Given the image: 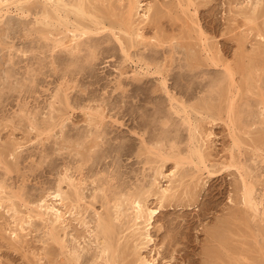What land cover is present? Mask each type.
Segmentation results:
<instances>
[{
  "label": "rangeland",
  "instance_id": "374dc122",
  "mask_svg": "<svg viewBox=\"0 0 264 264\" xmlns=\"http://www.w3.org/2000/svg\"><path fill=\"white\" fill-rule=\"evenodd\" d=\"M117 1L118 0H108L110 4L108 2H100L99 4H97V2L91 0V4L92 7H98L100 10H103V8H106L107 6L109 7V9H113V7L111 6L114 4V11L110 10V13L117 14L119 12V14L117 15H120V11L123 13L126 11V8L128 6L127 4L135 3L137 0H123V2L121 0L122 3L120 2V0L119 2ZM187 1H189L190 3ZM10 2L11 1H9L8 3L10 6H8L7 3L4 4L0 1V152L2 153H0V155L1 157H4L2 158V165L0 164V183L7 188L5 190L6 195L9 194L8 196L10 197L11 195L18 197L14 198V200L12 199V202L14 201L13 203L15 204V206H17V210L19 209L18 211L22 213V216L27 213L28 207L29 209L33 208L32 205H36V203L42 199V195L43 197L47 196L48 190L49 193L50 191H54L55 189L53 188L56 187L54 186L55 183H57V180L65 173H67V176H71L73 179H75L76 183L79 182L78 184H80V181L81 183L84 182L83 184H80V187L83 189L82 192L84 197H86V199L88 200H90L89 198L95 194V190H92L94 188H101L102 190L105 189L107 192L104 190L103 194H106L107 197L110 196L112 198V193H118L120 190H122L123 193H128L129 191H137V189L141 188V186L146 187L153 177L152 168H155V165L157 167V165L159 166L161 164L159 163V160L157 158H154L153 155H148L147 153L142 152L144 150L142 147L140 149V146H143L141 145V141L143 140H146L148 142L149 139L150 142L155 143L157 141H162V139H165L163 140L164 142L162 144L164 145L166 143L165 146L167 145V140H174L176 144L175 147L178 148H175L176 153L175 150H173L174 153L170 151L171 156H175V154L178 153L183 154L185 153V151H187V126L181 125L180 118L175 116L172 110H169L170 105L168 104L167 99L163 95L162 91L159 89L160 77H158L157 75H149V77L146 76L142 79V82L139 83L140 85L136 83L133 84V82H131V78L133 77V74H135L134 71L139 73H142V71L139 68L138 69L140 71L137 70V67L132 64L123 63L124 58L119 51V47H117V44L114 43L110 33H107L109 30L101 34L103 36L99 35L90 37L89 40L92 41L91 45L93 46V48L96 46L98 49H96L97 56L95 57L94 61L89 60L90 62H92V64H87L89 62H86L87 59L83 60L85 57L88 58L87 55H89V50L87 51L88 53L86 55V49L83 50L84 47H82V50L85 52L81 53L82 55L80 53V55L76 54L79 57L81 56L80 58L77 57V59H80V61H76L81 62L78 64L76 63V61H74L76 58L74 57L75 55L68 56V54H65L66 52H61L60 50H55V52L51 54L49 50L52 47V43H49V41H43L34 33L35 30L39 28L35 23L36 16L34 15L35 12H38V2H35L37 5L35 3H32V5H34L33 7H31V5L30 8L29 6H27V8L31 11L30 13H26L23 16L21 12L17 10L18 8L11 5ZM137 2L141 3V7L137 11L135 18L133 16L134 21L136 19V21H140V17L143 14L142 10L147 8V6H150L152 7L151 9H153V12L151 11L152 17L162 11L160 15H158V18L160 17V19H158L160 23V29L158 28V25L156 26L157 23L153 25L156 26L158 30H161L158 32L162 39L165 37L164 40H168V44L166 43L164 45V48H159L160 50L158 48L151 49L149 47L150 49H146V51L148 50V52H145V49L139 47V50H137V52L138 54L139 52L151 53L149 50H153L152 52L156 50V57L154 53L150 54L154 55L153 59L156 58V61L152 59L153 61L151 62L155 61L154 63H156L157 66H160L164 63L163 65L166 66V69L163 73L164 75L167 74V86L169 85V92L170 94H172V96H174V99L179 102L186 103V105L191 108L194 105L193 107L196 109L201 105L203 101L207 102L208 105H212L213 108L218 106L220 94L218 93V89L220 86L221 88L223 87L222 85L219 86L218 84H216V81L221 80L222 77L224 78V76L222 75H224L225 68L229 69L230 67V70H233L232 73L234 72L233 80H235V83L232 87V93H234L235 95L237 94L235 98V105L237 106V108L239 107L236 111V113L238 114L237 121L238 119H240V124L242 122H244V124H247L246 128H243V126L241 125H238L237 127L230 126L227 121L226 115L224 114L225 112H222L225 110L224 102L222 104H219V106L221 105L219 109L221 110V112L215 111L217 113L219 112V115L215 112L213 114L215 122H212L209 118L201 117L196 113L194 114L193 112H191V110H189V113L191 114V121H193L194 123L196 121V125L198 126V133L196 134V136H199V138H202V140H204L203 149L206 154V166L208 169L207 171L203 170L199 173L195 170L194 167H192V165H184L182 169L180 168L181 171H178V173H180L178 174V176H176L174 181L176 179H179L177 177H180V174L185 173L186 174L184 176L186 177V180L184 179V181H182V186H179L178 182L173 184V186L178 185L179 187L176 190L173 199L170 200V203L162 204L164 206L162 209L159 208L157 197H150L146 200L147 207H149L150 209L158 208L159 213L156 215L152 228L150 229V237L152 239V242L147 244V246H145L140 253L146 259H155L156 264L213 263L212 261H210L211 257L208 254L209 251L212 250L210 246H212L213 243V248L217 246L214 241L215 239L213 238V233H215V231H217L218 229L220 230V228L224 226L223 224L226 223V221H229V223L231 221V224H233H230V226L233 227V225H236V227L234 228L240 230L239 234L238 230H234L235 232H232V246L236 249L240 248V252L234 248V250H236L238 254L237 256L236 254L231 255L232 253H230L229 250H232L233 247H231L230 244V246H227L228 248L226 247V249H224L228 253H226L224 250L220 252L222 258L225 259L223 260V262H227L229 259L233 260V264H237L234 259L238 261V264H250V262L257 263L259 261H262L261 259H264V246L261 245V243L264 245V216H262V210H264V201L261 202L264 197V163L262 162L264 158V126L263 124L259 125V122H261L259 120L264 118V113L261 115V110H259L260 107L258 106L257 101H259V94L264 95V0H138ZM254 7L256 17L254 16L253 18L250 15L252 13L251 11L253 10L252 8ZM104 11L106 10L104 9ZM111 22L112 21L108 20V18H105L102 23L105 24L106 27H109V23ZM84 23L85 25L87 24V26H91L87 21H83V24ZM8 25L11 28L8 27ZM153 25L149 24L145 27L144 34L146 38L153 36V29L154 32L156 31V28ZM199 31L201 32V34ZM115 33H118V31ZM199 35H201L202 37ZM185 36L187 39H185ZM198 36L199 38L201 37L202 40L204 39V42H199ZM190 37H192V39ZM169 40H171L172 43ZM110 41L113 45L110 43ZM204 43L206 45V49H212L213 52H209L210 55L207 54V50L206 52L201 51L200 47L204 45ZM100 44L101 46H99ZM167 45L169 46L167 47ZM180 46H182L183 49ZM188 46L191 47L195 52H198L196 53L199 55L196 56L199 59V62L202 61L200 63L198 62V65L200 66L199 68H197V70H191L186 66L189 65V62L185 61V49H188ZM214 49H216L217 53L214 51ZM131 52L134 53V51ZM82 56L85 57L82 59ZM207 56L210 57L206 58ZM211 56H213V58H215V60L217 61L219 66H217L218 68L215 66L213 67L212 63H208ZM53 57H55V60L59 59L57 60L58 62H56ZM65 58L67 59V61H65ZM69 58L73 59L72 61H74L70 62L71 66L68 63L70 61L68 60ZM51 59H53L56 63H60L57 65L56 63H54L55 65H50L51 61H53ZM203 60H205L206 62ZM72 64H75V67L81 66V69H79L80 67H78L77 69L79 70V72H82L79 73L77 69H74V66H72ZM248 65L252 70L248 69ZM53 66H55V69ZM167 68L169 69V71H167ZM166 71L168 73H165ZM248 71L249 73L252 72L253 74V80L250 86H252L254 83V87L252 86L250 89L252 91V93L250 92V95L245 90L248 89L245 86ZM179 77L181 78V80ZM215 84L218 86H216ZM237 87L239 88V90L237 89ZM142 91L144 92V94ZM236 91L237 93H235ZM152 92H154V94ZM57 93L59 94V96ZM240 94L241 96H239ZM54 95L56 97L58 96V99L67 96L70 100L69 103L71 102L70 107L74 109L68 110L69 119L64 122L65 126L62 128V130L65 132L64 133L62 131L65 136L68 134L67 137H69L70 135L73 141L76 139L77 135L89 136L93 130L95 131V128L91 125H88V123L86 122L88 121V117L85 115L86 111H83L81 109L82 106L84 108L86 107L93 109L94 111L98 110L99 113L102 112V115H104L102 128H104V130L108 133L109 136L107 135L105 139L110 143H108V145L106 144L102 148L103 153H99L100 157L98 158L100 161L97 158V161L95 160L92 165L91 162H89L88 166L82 163L85 167H82V171H79L78 169L79 166H82V164L81 162H78L80 161V158L74 155V150H72L73 144H66L68 146H71V148L66 149L65 147L68 146H63L64 148L61 149V146L65 143L61 138L64 136V134L58 132L60 131V128L55 129V132L52 133L54 136H52L51 139L46 142L42 141V143L36 140L35 132H32L29 129L30 127L28 120L31 121L32 119H34L36 122V119L38 118V122L40 121L41 123L42 121H44L45 117L46 119L48 118L47 116H49L50 112L49 105H51V103L53 102H57V100L54 99ZM173 105L174 107L177 106L175 103H173ZM56 107L58 109L59 105L56 104L55 109ZM200 107L198 109H201L202 113L205 112ZM93 110L91 111L94 112ZM246 112L249 114H246ZM162 113L163 115H161ZM170 113H172V115ZM37 114H39L38 117ZM165 119H170V123L165 125L166 127L162 124L166 121ZM249 122L252 124H250ZM162 126H164V128ZM148 127L150 129H148ZM238 127L240 129H243L240 130L238 129ZM165 131V135L168 134L169 131V134L166 136H164L163 133ZM249 132H253L254 134H250ZM167 136L168 138L170 136V138L166 139L165 137ZM115 137L116 139L113 140V138ZM235 138H241L240 141L242 140V145L239 147V150H241V155L233 144V140ZM259 139L261 142L259 141ZM106 140H104V142H106ZM257 140L261 144L263 142L262 145L260 144V148L262 149V151L260 152L254 150L255 144L256 142H258ZM120 144H127V146H130V150L133 151L130 152L132 154H128L124 157L119 156V154H117L116 152L118 149L117 147L120 146ZM109 146H111L110 148L112 149V151ZM167 147L169 146L167 145L166 148ZM140 152H142L143 156H140ZM3 159L6 162L5 164L3 162ZM117 160L119 163L117 162ZM173 163V160H170L169 162L164 164L165 166H163L162 169V174H165L164 176H168L171 171L174 170ZM236 163L239 164L240 167L242 165L244 169H242V171H239L233 166L228 167L230 165L239 166ZM6 165L8 170L6 168ZM104 168L106 170H104ZM66 169H68L67 172ZM192 176H194V178L191 180ZM243 178H246V181H248L247 183H251L252 185H254L253 195L255 198V202L257 200V203H260L258 207L259 211L256 213V216H254V214L242 204L241 189L243 183L241 179L243 180ZM94 180H100V182L92 183L91 181ZM158 182L160 183L159 187L161 188H165V186L168 185V180L166 181V179H163L162 177L159 178ZM64 186L65 185H62L63 190L67 191ZM181 189L183 190V192H181ZM110 197L108 199H111ZM24 201L31 205L28 206L27 204V206H24V203H22ZM9 205L10 203L8 204V202L5 203L4 201L2 203V206H0V264H61V260L66 263L65 259L68 257V251L70 252L74 247L76 249L78 246L76 245L77 242V244H79L78 249L81 248L79 252L83 249L82 247L87 248L86 250L89 249V251H86L87 253L85 252L84 254H82L85 257H83L84 259H82V261L84 262L86 259L87 263H84L90 264L92 260L91 255L94 256L97 251V247H95L96 245L95 243H93L94 238H92L94 228H92L93 224L91 223L93 222L91 221L93 218V212L91 211H93V209H87L88 213H83V209L87 206L82 205L83 207H85L80 209L83 210L80 211V213H82L83 216L87 217L86 218L82 216L83 218H85V221L89 220V223L87 222L88 228H85L84 226H80L78 224L77 219H79L80 217L78 218L77 216L72 218L70 217L71 219L68 218V220L70 221L68 222L69 225L66 233L69 235L65 238L64 235L67 234H61V239H63L62 237H64L65 239H63L62 242L64 243V241L67 240V242L63 244V248L65 249H63V251L64 253L66 252L64 254L58 245L49 242L50 240L47 238V236H45V231H43V226L38 222L36 223V221L31 226H26V230L19 234V230L16 229L15 223H13V221L11 220L13 213L9 211ZM94 209L98 213L102 212L100 204H94ZM246 209L248 211H246ZM77 211L79 212V210ZM236 211L238 213H236ZM241 212L246 213L244 214V216H246L245 218L247 219L249 225L248 230L245 229V226H243L242 222L238 220V223H236L237 220H234V218L238 219L236 216L237 214L241 215ZM67 215L68 214H66V217H68ZM91 216L92 218H90ZM253 216L254 218H252ZM230 218L231 220H228ZM232 220H234L235 222H232ZM14 231H16V233L20 235V241H15L16 243H14V240L12 241L13 235L11 236V233ZM208 231L211 233H209ZM89 233L92 234V237ZM126 234L127 233H125V235ZM242 234H244L243 236L245 237H243ZM70 235H73L72 238L79 235V238L77 237L78 240L74 238L76 239V241L74 240L73 242V239L70 237ZM70 240H72V242ZM90 241L92 243H90ZM71 243H74L76 246L73 247ZM121 243L126 244L124 241ZM248 243H250V245ZM249 246L255 247V254H253L252 252V254L250 252V254L247 253V248H249ZM256 246L261 251H257ZM66 247L69 248L68 251H66ZM229 247L231 248L229 249ZM43 248H47V250H44ZM60 250L62 254L60 253ZM45 252L47 253V255ZM223 252L225 253L224 255L222 254ZM231 252H233V250ZM63 254L64 256L66 255L65 258ZM227 256L229 258L228 260L226 259ZM131 259L123 262L122 264H132L133 258ZM245 259H249L250 261H247ZM83 262L82 264H84ZM263 263L264 262L262 261V264Z\"/></svg>",
  "mask_w": 264,
  "mask_h": 264
},
{
  "label": "bare ground",
  "instance_id": "6f19581e",
  "mask_svg": "<svg viewBox=\"0 0 264 264\" xmlns=\"http://www.w3.org/2000/svg\"><path fill=\"white\" fill-rule=\"evenodd\" d=\"M1 3H7L8 6H10L8 3L9 1L11 5H13L14 7L18 8L17 10L21 12L22 16L25 15L26 13H30V9L27 8V6H29L30 8V5L31 7H33L34 5H32V3H39V5L37 6V10L38 12H35V16H36V19H35V23L36 25L39 27L35 30V34L40 38L42 39L43 41H49V43L51 42L52 43V47L50 48V53L53 54V52H55V50H60L61 52H66L65 54H68L73 56L75 55L74 57L75 60H78L80 61V59H77V57H79L78 55H80L81 53H84L85 51H83L84 49H86V55L87 53L89 52V55L88 58L85 57V56H82V59L86 60V62H88L89 60H93L95 59V57L97 56L96 54V49L97 47L95 46L93 48V46L91 45V40L90 37H95V36H99L101 34H103L105 31H108L107 33H110L113 41L115 44H117V47H119V51L121 53V55L123 56V63H129V64H132L134 65L135 67H137V70H141L142 73H139V72H135V74H133V77L131 78V82L136 83V84H139L142 82V79L146 76L149 77V75H157L158 77H160V81H159V86H160V90L162 91L163 95L165 96V98L167 99V102L168 104L170 105V111L172 110L173 114L177 117L180 118V122H181V125H185L187 126V146H186V149L187 151H185V153L183 154H175V156H171L170 155V151H172L174 153L173 150H175V141H171L172 139H169L168 136L165 137L166 139H169L167 140V145L169 147L166 148L165 144H163V140L165 139H162V141H157L155 143H152L150 142V140L148 139V142L146 140H143L141 141L143 146H140V149L141 147L143 148L144 151L142 152H145L147 153L148 155H153L154 158L158 159L159 160V163L161 165H155V168H152V171H153V177H152V180L150 181V183L146 186V187H143L141 186V188L137 189V191H129L128 193H123L122 190H120L118 193H112V198L111 199H108L109 197H107L106 194H103V191L105 190H102L101 188H94L92 190H95V194L93 196H89L90 200L86 199V197H84L83 195V192H82V188L80 187V184H83L84 182L81 183L80 181V184L76 183L75 179H73L71 176H67V173L63 174L62 177H60L58 180H57V183H55L54 186H56L54 191H50L49 193V190H48V193H47V196H44L42 195V199L41 200H37L36 202V205L33 204V208L29 209V207L27 208V213L24 214L22 216V213L19 212L17 210V206H15V204L12 202V199L14 200V198H18V197H15V196H8L5 194V190L7 189L3 184L0 183V206H2V203L5 201L8 202V204L10 203L9 205V211L13 213L12 215V221L13 223H15V227L16 229H18V233L21 234L24 230H26V226H31L35 221L36 223H40L43 227V231H45L44 235L47 236V238L50 240L49 242L51 243H54L56 245L59 246V248H61L62 252L64 253L63 251V244H65L66 241H64V243L62 242L64 237H62L63 239H61V234H65L66 231L68 230V222L70 220H68V218H72V217H77L79 219L78 220V224L80 226H84L85 228L88 226L87 222L89 221H85V218L83 217H86V216H83L82 213H80V211H83V213H88V210L87 209H93V212L92 216L90 218H92L91 222L92 224V228H94L93 230V237H92V234L91 237L94 238V242L95 243V247H97V251H96V254L92 256V260L90 262V264H122L123 262L127 261V260H130L131 258H133V261H132V264H156V260L155 259H146L145 257H143L141 255V250L144 249L145 246H147V244L151 243L152 242V239L150 237V229L152 228V225L154 223V219L156 218V215L159 213L158 212V208L157 209H150L149 207H147V203H146V200L150 197H157V201L159 203V208L162 209L164 206L162 204L164 203H170V200L173 199L174 197V194L176 193V190L178 189L179 186H182V181H184V179L186 178L184 175L186 174H180V177H177L179 178L177 181L174 179L176 178V176H178V171L180 170V168L182 169V167L184 165H192V167L195 168V170L197 172H202L203 170L207 171V166H206V154L204 152V140H202V138H199V136L197 137L196 134L198 133L197 132V125H196V121L195 123L193 121H191L190 119V116L191 114L189 113L191 110V112H193L194 114H198L199 116L201 117H205V118H209L211 119L212 122H215V119L213 117V114L215 111H220V106L219 104H222L224 102V105H225V110L222 111V112H225L224 114L226 115V118H227V121L228 123L230 124V126L232 127H237L238 125H241L243 126V128H246V125L247 124H244V122H242L240 124V119H238L237 121V106L235 105V98H236V95L234 93H232V87L234 85V81L233 80V73L232 71L230 70L231 68L229 67L228 68H225V72H224V78L222 77L221 80H218L214 83L218 84L219 86L222 85L223 88H221V86L219 87V104L218 106L214 107L212 105H208L207 102H202L200 106V108H202L205 112L202 113L201 109H196L192 106L189 107L186 105V103H182V102H179L177 101L176 99H174V96H172V94H170V90H169V85L167 86V74L164 75V71L166 69V66L161 64L160 66H157L156 63H154L156 61V58H154V55L156 57L157 55V52H155L156 50H154V52H152L153 50H149L151 53H154V55H150L151 53H145V52H148V50L146 51V49H156V48H164L165 44L167 43L168 44V40H164L165 37L162 39V37L160 36L159 32L158 31H161V30H158L157 29V25L159 26L160 23L158 21V19H160V17L158 18V15H160V13L156 14L154 17H152L151 13L153 12L151 9L152 7H148L145 8L144 10H142L143 14L142 16L140 17V21H134L133 19V16L135 18L136 14H137V11L140 9V4L139 2H135V3H132V4H127V8H126V11L123 13L120 11V15H117L119 14V12L117 14H112L110 13V10L111 11H114V8L115 6H111L113 7V9H109V7L107 6L106 8H103V10H100L97 6V8H94V6L92 7V4H91V0H0ZM94 2H97V4H99L100 2H108V0H93ZM112 1V0H110ZM93 2V3H94ZM114 2V1H113ZM119 2V0L117 1ZM121 2V0H120ZM123 2V0H122ZM121 2V3H122ZM133 2V1H132ZM189 2V1H187ZM35 3V4H36ZM101 3V4H103ZM110 4V2H108ZM127 3V2H126ZM129 3V2H128ZM190 3V2H189ZM125 4V3H124ZM37 5V4H36ZM119 5V4H118ZM257 5V4H256ZM255 5V6H256ZM260 5V4H259ZM110 6V5H109ZM119 7V6H118ZM251 7V6H250ZM104 9L106 11H104ZM253 10L251 11V17L254 18L255 16V7L252 8ZM36 10V9H35ZM36 10V11H37ZM120 10V9H119ZM125 10V9H124ZM33 11V10H32ZM104 11V12H103ZM152 11V12H151ZM116 12V11H115ZM246 12V11H245ZM122 13V14H121ZM261 13V12H260ZM32 14V13H31ZM6 15V14H5ZM245 15V14H244ZM73 18H72V17ZM256 17V16H255ZM105 18H108V20L112 21L111 23H109V27H106L105 24H103L102 22L105 20ZM117 18V19H116ZM139 19V18H138ZM249 19V18H248ZM252 20V19H250ZM249 20V21H250ZM83 21H87L91 26H87V24L85 25V23L83 24ZM158 21V22H157ZM248 21V20H247ZM155 22V23H153ZM6 23V22H5ZM157 23V24H156ZM159 23V24H158ZM155 25L154 26L156 28V31L154 32V29H153V36L152 37H149V38H146L145 34H144V30H145V27L147 25ZM7 26V25H6ZM22 26V25H21ZM8 27H10L8 25ZM152 27V26H151ZM11 28V27H10ZM153 28V27H152ZM160 29V26L158 27ZM150 29V28H148ZM6 30V29H5ZM31 30V29H30ZM116 30V31H115ZM12 31V30H11ZM24 31V30H23ZM118 33H115L117 32ZM163 31V30H162ZM9 32V31H8ZM148 32V31H147ZM158 32V33H157ZM200 32V31H199ZM198 32V33H199ZM8 34V33H7ZM162 34V33H161ZM166 34V32H165ZM189 34V33H188ZM187 34V36H188ZM201 34V32H200ZM17 35V34H16ZM261 35V34H260ZM103 36V35H101ZM201 36V35H199ZM198 36V40L199 42H204V39L202 40V36L199 38ZM36 37V36H35ZM126 37V38H125ZM7 38V37H6ZM37 38V37H36ZM192 39V37H190ZM197 38V37H196ZM264 38V37H263ZM8 39V38H7ZM92 39V38H91ZM96 39V38H95ZM101 39V38H100ZM172 39V38H171ZM175 39V38H174ZM185 39L186 36H185ZM262 39V38H261ZM94 40V39H93ZM99 40V39H98ZM104 40V39H103ZM111 40V39H110ZM181 40V39H180ZM196 40V39H195ZM197 40V41H198ZM11 41V40H10ZM40 41V40H39ZM107 41V40H106ZM171 41V40H169ZM194 41V40H193ZM31 42V41H30ZM101 42V41H100ZM182 42V41H181ZM97 43V42H95ZM99 43V41H98ZM111 43V41H110ZM172 43V41H171ZM206 43V42H205ZM202 45L200 47L201 51H204L206 52V50L208 51L207 54L212 53V49L209 48V49H206V45ZM0 44H1V40H0ZM7 44V43H5ZM13 44V43H12ZM39 44V43H38ZM106 44V43H105ZM104 44V45H105ZM112 44V43H111ZM177 44V43H176ZM175 44V45H176ZM202 44V43H201ZM113 45V44H112ZM171 45V44H169ZM167 45V47L169 46ZM179 45V44H178ZM186 45V44H184ZM101 46V44L99 45ZM98 46V47H99ZM48 47V46H47ZM82 47L83 50H82ZM86 47V48H85ZM113 47V46H112ZM139 47H142L143 49H145L143 53H140L138 54L137 50H139ZM148 47V48H147ZM150 47V48H149ZM179 47V46H178ZM182 48V46H180ZM185 47V46H184ZM37 48V47H36ZM208 48V46H207ZM114 49V48H113ZM116 49V48H115ZM169 49V48H168ZM178 49V48H177ZM183 49V48H182ZM199 49V50H200ZM11 50V49H10ZM22 50V49H21ZM34 50V48H33ZM42 50V49H40ZM82 50V52H81ZM89 50V51H88ZM98 50V49H97ZM117 50V49H116ZM160 50V49H159ZM186 50V54H185V61L189 62L188 64L189 65H186L187 68L191 69V70H197V68H199L200 65H198L200 62H199V59L197 58V56L199 54H197L191 47L188 46V49H185ZM258 50V49H257ZM17 51V50H16ZM45 51V50H44ZM88 51V52H87ZM105 51V50H104ZM107 51V50H106ZM111 51V49H110ZM131 51H134L131 52ZM214 51L216 52V49H214ZM19 52V51H18ZM35 52V50H34ZM100 52V51H99ZM160 52V51H159ZM25 53V52H24ZM24 53H21V54H24ZM80 53V54H79ZM156 53V54H155ZM217 53V52H216ZM11 54V53H10ZM37 54V53H36ZM78 54V55H76ZM159 54V53H158ZM206 54V53H205ZM215 54V53H214ZM82 55V54H81ZM104 55V54H103ZM197 55V56H196ZM201 55V54H200ZM210 55V54H209ZM218 55V54H217ZM247 55V54H246ZM65 56V55H64ZM183 56V55H182ZM251 56V55H250ZM36 57V56H35ZM60 57V56H59ZM62 57V55H61ZM60 57V58H61ZM72 57V58H74ZM81 57V56H80ZM79 57V58H80ZM102 57V56H101ZM160 57V56H159ZM210 56H207L206 58H208ZM12 58V57H11ZM55 57H53L54 59ZM68 58V57H67ZM202 58V57H201ZM200 58V59H201ZM205 58V57H204ZM218 58V57H217ZM254 58V57H253ZM51 59V60H53ZM66 59V58H65ZM122 59V58H121ZM151 59V60H150ZM155 60L154 62H151L153 60ZM55 60V59H54ZM51 61V64L50 65H55L54 63L58 62L57 60L55 61ZM70 60L68 63L70 64V62H74L72 61L73 59H68ZM162 60V59H161ZM47 61V60H46ZM50 61V60H49ZM67 61V59L65 60ZM82 61V60H81ZM89 61V62H90ZM167 61V60H166ZM205 61V60H203ZM219 61V59H218ZM87 63V64H92V62L90 63ZM199 62V63H198ZM206 62V61H205ZM208 62V60H207ZM8 63V62H7ZM37 63V62H36ZM45 63V62H44ZM50 63V62H49ZM60 63V62H59ZM59 63H56L59 64ZM64 63V61H63ZM76 63H81V62H77ZM85 63V62H84ZM166 63V62H165ZM208 63H212L213 67H217L218 66V63L217 61L215 60V58H213V56H211L210 60ZM207 63V64H208ZM11 64V63H10ZM68 64V65H69ZM169 64V63H168ZM167 64V65H168ZM39 65V64H38ZM65 65V64H64ZM75 64H72V66H74ZM83 65V63H82ZM85 65V64H84ZM171 65V64H170ZM211 65V66H212ZM11 66V65H10ZM34 66V65H33ZM71 66V64H70ZM76 66V65H75ZM74 66V69H77L78 67H80L79 69H81V66H78V67H75ZM185 66V67H186ZM253 66V65H252ZM54 69H55V66H53ZM210 67V66H209ZM219 67V66H218ZM217 67V68H218ZM223 67V66H222ZM241 67V66H240ZM244 67V66H243ZM242 67V68H243ZM251 67V66H250ZM28 68V67H27ZM139 68V69H138ZM169 68V66H168ZM167 68V71H169V69ZM171 68V67H170ZM180 68V66H179ZM185 68V69H187ZM221 68V67H220ZM1 69V68H0ZM33 69V68H32ZM247 69V68H246ZM248 69H251L249 68V65H248ZM256 69V68H255ZM17 70V69H16ZM44 70V69H43ZM84 70V68H83ZM136 70V68H135ZM139 70V71H140ZM245 70V69H244ZM252 70V69H251ZM77 71L79 72V70L77 69ZM165 72V73H168V72ZM240 71V70H239ZM32 72V71H31ZM34 72V71H33ZM82 72V71H81ZM79 72V73H81ZM184 72V71H183ZM206 72V71H205ZM254 72V71H253ZM257 72V71H256ZM49 73V72H48ZM90 73V72H89ZM41 74V73H40ZM76 74V73H75ZM74 74V75H75ZM186 74V73H185ZM242 74V73H241ZM11 75V74H10ZM15 75V74H14ZM51 75V74H50ZM54 75V74H53ZM77 75V74H76ZM193 75V74H192ZM252 72L249 73L248 71V74L246 76V84L245 86L248 88V89H245L246 92L249 93L250 95V92L252 93V91L250 90L252 86H250V84H252ZM18 76V75H17ZM27 76V75H26ZM35 76V75H34ZM182 76V75H181ZM180 76V77H181ZM8 77V76H7ZM179 77V78H180ZM194 77V76H193ZM207 77V76H206ZM211 77V76H210ZM242 77V76H241ZM9 78V77H8ZM13 78V76H12ZM15 78V77H14ZM27 78V77H26ZM182 78V77H181ZM180 78V80H181ZM209 78V77H208ZM20 79V78H19ZM185 79V78H184ZM220 79V78H219ZM17 80V78H16ZM210 80V79H209ZM217 80V79H216ZM244 81V79H243ZM25 82V81H24ZM130 82V81H129ZM17 84V83H16ZM211 84V83H210ZM215 84V85H216ZM256 84V83H255ZM30 85V84H29ZM140 85V84H139ZM212 85H213V82H212ZM211 85V86H212ZM214 85V86H215ZM216 85V86H218ZM243 85V84H242ZM5 86V85H4ZM8 86V85H7ZM24 86V85H22ZM121 86V85H120ZM136 86V85H134ZM209 86V87H211ZM237 86V85H236ZM26 87V85H25ZM213 87V86H212ZM235 87V86H234ZM245 87V88H246ZM254 87V86H253ZM262 87H263V84H262ZM125 88V87H124ZM218 88V87H216ZM4 89V88H3ZM208 89V88H207ZM211 89V88H210ZM213 89V88H212ZM237 89L239 90V88L237 87ZM253 89V88H252ZM31 90V89H30ZM123 90V89H122ZM134 90V89H133ZM149 90V89H148ZM181 90V89H180ZM217 90V89H215ZM243 90V89H242ZM244 90V91H245ZM261 90V89H260ZM4 91V90H3ZM35 91V90H34ZM138 91V89H137ZM214 91V90H212ZM36 92V91H35ZM135 92V91H134ZM143 92V91H142ZM155 92V91H154ZM154 92H152L154 94ZM66 93V92H65ZM237 93V91L235 92ZM240 93V92H239ZM246 93V94H248ZM259 93V92H258ZM261 93V92H260ZM58 94V93H57ZM144 94V92H143ZM63 95V94H62ZM66 95V94H65ZM138 95V94H137ZM189 95V94H188ZM55 96V95H54ZM59 96V94H58ZM58 96L54 97L55 100H57V102H53L51 103V105H49V116H47L48 118L46 119V117L44 118V121H42L40 123V121L38 122V118L36 119V122L34 119H32L31 121L28 120V123H29V129L32 131V132H35L36 134V140L40 141L42 143V141H48L49 139H51L52 136H54L52 133L55 132V129H59L60 128V131H58L59 133L61 132L62 134H64L65 132L62 130V128L65 126L64 125V122L66 120L69 119V113H68V110L72 109L74 110L73 108L70 107V103H69V99L68 97H64V98H61V99H58ZM128 96V95H127ZM241 96V94L239 95ZM259 101H257L258 103V106L261 108H259V110H261V115L264 113V95L263 94H259ZM144 97V96H143ZM150 97V96H149ZM254 97V96H253ZM70 98V97H69ZM124 98V97H123ZM242 98V97H241ZM71 99V98H70ZM201 99V98H200ZM124 100V99H123ZM242 100V99H241ZM99 101V100H98ZM97 101V102H98ZM102 101V100H101ZM161 101V100H160ZM212 101V100H211ZM88 102V101H87ZM243 102V101H242ZM241 102V103H242ZM81 103V102H80ZM78 103V104H80ZM84 103V102H83ZM173 103H175L177 106L174 107ZM248 103V102H247ZM58 104L59 105V108L55 109V105ZM106 104V103H105ZM246 104V103H245ZM199 105V104H198ZM114 106V105H113ZM130 106V104H129ZM212 106V107H211ZM239 106V104H238ZM47 107V106H46ZM116 107V106H115ZM125 107V106H124ZM255 107V106H254ZM257 107V106H256ZM112 108V107H111ZM114 108V107H113ZM145 108V107H144ZM217 110H216V109ZM242 108V107H241ZM240 108V109H241ZM44 109V108H43ZM76 109V108H75ZM83 111H86L85 115L88 117V121H86L88 123V125H91L92 127L95 128V131L93 130L89 136H84V135H77L76 139L73 141L68 134L62 138V140L64 141L65 144H63L61 146V149L64 148L65 146H68L70 145L71 143L73 144V148L72 150H74V155L78 156V158H80V161L78 162H81V164H85L88 166L89 162H91V165L95 162V160L100 157L99 153H103V150L102 148L108 143V140L105 139V137H107L108 133L104 130V128H102V121H103V116L102 115V112H98L97 111H94L93 109H90V108H84L82 106L81 108ZM29 110V109H28ZM81 110V111H82ZM91 110H93L94 112H92ZM128 110V109H127ZM142 110V109H141ZM144 110V109H143ZM139 111V110H138ZM148 111V110H147ZM243 111V110H242ZM241 111V113H242ZM37 112V111H36ZM146 112V111H145ZM165 112V111H164ZM27 113V112H26ZM39 113V112H38ZM56 113V114H55ZM140 113V112H139ZM144 113V112H143ZM160 113V112H159ZM204 113H205V116H204ZM217 113V112H215ZM44 114V113H43ZM47 114V113H46ZM67 114V115H66ZM130 114V113H129ZM133 114V113H132ZM172 115V113H170ZM169 114V115H170ZM208 114V115H206ZM211 114V115H209ZM219 115V112L217 113ZM246 114H249L246 112ZM253 114V113H252ZM23 115H24V112H23ZM39 114H37V117H38ZM128 115V114H127ZM163 115V113L161 114ZM160 115V116H161ZM216 115V114H215ZM245 115V114H244ZM255 115H256V112H255ZM32 116V115H31ZM45 116V115H44ZM43 116V117H44ZM145 116V115H144ZM259 116V115H258ZM40 117V116H39ZM139 117V116H138ZM137 117V118H138ZM154 117V116H153ZM166 117V116H165ZM169 117V116H168ZM23 118V117H22ZM32 118V117H31ZM34 118V117H33ZM148 118V117H147ZM170 118V117H169ZM174 118V117H173ZM40 119V118H39ZM161 119V118H160ZM208 119V120H209ZM43 120V118H42ZM136 120V119H135ZM153 120V119H152ZM151 120V122H152ZM164 120V119H163ZM166 120V119H165ZM179 120V119H178ZM257 120V119H256ZM263 120V121H262ZM133 121V119H132ZM141 121V120H140ZM170 119H167L165 122H163L162 124L165 126L167 125L169 122ZM261 122H259L260 124L259 125H262L264 126V118H262L261 120H259ZM38 122V123H37ZM248 122V121H246ZM253 122V121H251ZM156 123V122H155ZM239 123V124H238ZM250 123V122H249ZM154 124V123H153ZM178 124V122H177ZM237 124V125H236ZM252 124V123H250ZM18 125V124H17ZM73 125V124H72ZM140 125V123H139ZM144 125V123H143ZM149 125V124H148ZM152 125V124H151ZM155 125V124H154ZM180 125V124H179ZM236 125V126H235ZM258 125V124H257ZM106 126V125H105ZM142 126V125H141ZM147 126V125H146ZM145 126V127H146ZM164 126H162L164 128ZM251 126V125H250ZM254 126V124H253ZM256 126V125H255ZM22 127V126H21ZM25 127V126H24ZM138 127V126H137ZM140 127V126H139ZM166 127V126H165ZM179 127V126H178ZM136 128V127H135ZM185 128V127H184ZM241 128V129H243ZM26 129V128H25ZM138 129V128H137ZM148 129H150L148 127ZM173 129V128H172ZM238 129H240L238 127ZM240 129V130H241ZM261 129V128H260ZM79 130V129H78ZM146 130V129H145ZM158 130V129H157ZM177 130V129H176ZM239 130V131H240ZM28 131V130H27ZM64 133H63V132ZM167 131V130H166ZM165 132L164 133V136L168 135L169 134V131H168V134L165 135ZM175 131V130H174ZM231 131V130H230ZM238 131V130H237ZM249 131V130H248ZM247 131V132H248ZM257 131V130H256ZM30 132V131H29ZM94 132V133H93ZM109 132V131H108ZM177 132V131H176ZM201 132V131H200ZM246 132V133H247ZM58 133V134H59ZM113 133V132H112ZM111 133V134H112ZM250 133V132H249ZM253 133V132H252ZM250 133V134H252ZM55 134V133H54ZM77 134V133H75ZM80 134V133H79ZM116 134V133H115ZM141 134V132H140ZM162 134V133H161ZM248 134V133H247ZM254 134V133H253ZM256 134V133H255ZM261 134V133H260ZM118 135V134H117ZM29 136V135H28ZM34 136V135H33ZM32 136V137H33ZM109 136V135H108ZM154 136V135H153ZM234 136V135H233ZM43 137V138H42ZM175 137V136H174ZM208 137V136H207ZM235 137V136H234ZM239 137V136H238ZM259 137V136H258ZM31 138V137H30ZM74 138V137H73ZM122 138V137H121ZM164 138V137H163ZM176 138H177V135H176ZM253 138V137H252ZM264 138V137H263ZM116 139L113 138V140ZM144 139V138H143ZM153 139V137H152ZM157 139V138H156ZM161 139V138H160ZM241 139V138H240ZM240 139H237L235 138L233 141H234V146L237 148L239 154L241 153L239 150V147L242 145V140L240 141ZM250 139V138H249ZM104 140H106V142H104ZM110 140V139H109ZM119 140V139H117ZM30 141V140H29ZM32 141V140H31ZM37 141V142H38ZM73 141V142H71ZM156 141V140H155ZM258 141V140H257ZM260 141V139H259ZM256 142L255 144V151H262V149L260 148V144ZM140 142V141H139ZM150 142V144H149ZM252 142V141H251ZM261 142V141H260ZM36 143V142H35ZM63 143V142H62ZM177 143V142H176ZM179 143V142H178ZM181 143V142H180ZM249 143V142H248ZM68 144V145H66ZM254 144V143H253ZM263 144V142H262ZM261 144V145H262ZM55 145V143H54ZM57 145V144H56ZM59 145V144H58ZM118 145V144H117ZM244 145V144H243ZM252 145V144H251ZM42 146V145H41ZM64 146V147H63ZM249 146V145H248ZM43 147V146H42ZM75 147V148H74ZM108 147V146H107ZM111 146H109L110 148ZM234 147V149H235ZM66 149L68 148H71V146H68V147H65ZM113 148V147H112ZM119 149H117V154H119V156H127L128 154H132L130 152H133L130 150V146H127L124 145V144H120V146L117 147ZM137 148V147H136ZM178 148V147H177ZM176 148V149H177ZM253 148V147H252ZM60 149V150H61ZM111 149V148H110ZM241 149V148H240ZM55 150V149H54ZM58 150V151H60ZM105 150V149H104ZM169 150V151H167ZM253 150V151H254ZM65 151V150H64ZM112 151V149H111ZM116 151V150H114ZM141 151V150H140ZM123 152V154H122ZM142 152H140V156L142 155ZM246 152V151H244ZM1 153V152H0ZM73 153V152H72ZM113 153V152H112ZM175 153H176V150H175ZM258 153V152H257ZM2 154V153H1ZM116 154V155H117ZM134 154V153H133ZM256 154V153H255ZM11 155V154H9ZM13 155V154H12ZM64 155V154H63ZM70 155V154H69ZM129 155V156H130ZM137 155V154H136ZM241 155V154H240ZM251 155V154H250ZM60 156V155H59ZM107 156V154H106ZM139 156V155H138ZM143 156V155H142ZM210 156V155H209ZM256 156V155H255ZM260 156V155H259ZM257 156V157H259ZM51 157V156H50ZM261 157V156H260ZM2 158L4 157H1L0 155V164L2 165ZM49 158V157H48ZM110 158V157H109ZM233 158V156H232ZM231 158V159H232ZM239 158V157H238ZM243 158V157H242ZM262 158V157H261ZM15 159V158H14ZM103 159V158H102ZM106 159V158H105ZM146 159V158H145ZM99 160V158H98ZM114 160V159H113ZM170 160H173V164H174V170L171 171V173L168 175V176H164L162 174V169H163V166H165L164 164L169 162ZM97 161V160H96ZM100 161V160H99ZM149 161V160H148ZM147 161V162H148ZM236 161V160H235ZM238 161V159H237ZM3 162L4 164L6 163L5 160L3 159ZM42 162V161H41ZM51 162V160H50ZM116 162V161H115ZM118 162V160H117ZM147 162H146V165H147ZM157 162V161H155ZM240 162V161H239ZM264 163V158H263V161ZM40 163V162H39ZM49 163V162H47ZM119 163V162H118ZM3 164V165H4ZM82 164V166L80 167L79 166V171H82V167H84V165ZM150 164V163H149ZM155 164V163H154ZM237 164V163H236ZM49 165V164H48ZM239 165V164H237ZM53 166V165H51ZM145 166V165H144ZM235 167V169L239 170V171H242V169H244V167H240L239 166H235V165H230L228 167ZM10 167V165H9ZM56 167V166H55ZM58 167V166H57ZM107 167V166H106ZM6 168H7V165H6ZM63 168V167H62ZM85 168V167H84ZM75 169V168H74ZM150 169V168H149ZM184 169V168H183ZM247 169V168H246ZM249 169V168H248ZM260 169V168H259ZM8 170V168H7ZM68 169H66V172H67ZM92 170V169H91ZM104 170H106L104 168ZM118 170V169H117ZM147 170V169H146ZM187 170V169H186ZM193 170V169H192ZM236 170V171H237ZM252 170V169H251ZM264 170V169H263ZM51 171V170H50ZM181 171V170H180ZM191 171V170H190ZM245 171V170H244ZM243 171V172H244ZM255 171V170H254ZM6 172V171H5ZM32 172V171H31ZM106 172V171H105ZM250 172V171H249ZM258 172V171H257ZM7 173V172H6ZM9 173V172H8ZM109 173V172H108ZM194 174V173H193ZM192 174V175H193ZM197 174V173H196ZM252 174V173H251ZM74 175V174H73ZM95 175V173H94ZM111 175V174H110ZM195 175V174H194ZM210 175V174H209ZM245 175V174H244ZM198 176V175H197ZM196 176V177H197ZM240 176V175H239ZM117 177V176H116ZM162 177L163 179H166V181L168 180V185L165 186V188H161L159 187L160 183L158 182L159 178ZM243 177V176H242ZM92 178V177H91ZM194 178V176L191 177V180ZM2 180V179H1ZM101 180V179H100ZM100 180L96 181H91L92 183H98L100 182ZM186 180V179H185ZM84 181V180H83ZM149 181V180H148ZM196 181V180H195ZM242 181V189H241V201H242V204L244 207H246L249 211H251L254 216H256L257 212L259 211L258 210V207H259V204L257 203V200L255 202V198H254V185H252L251 183H247L248 181H246V178H243V180L241 179ZM125 182V181H124ZM178 182L179 186H173L174 183ZM184 183V182H183ZM105 184V182H104ZM62 185H65L64 187L67 189V191H64L63 188H62ZM125 185V184H124ZM140 185V184H139ZM176 185V184H175ZM86 186V185H85ZM106 186V185H104ZM195 186V185H194ZM87 187V186H86ZM103 187V186H102ZM117 187V186H116ZM120 187V186H119ZM188 187V185H187ZM186 188V187H184ZM86 189V188H85ZM127 189V188H126ZM17 190V189H16ZM51 190V189H50ZM108 190V189H107ZM117 190V189H115ZM182 190V189H181ZM190 190V189H189ZM43 191V190H42ZM106 191V190H105ZM191 191V190H190ZM22 192V191H21ZM53 192V193H51ZM100 194H98V193ZM107 192V191H106ZM127 192V191H126ZM183 192V190L181 191ZM11 193V192H10ZM27 193V192H26ZM109 193V191H108ZM190 193V192H189ZM103 194V195H102ZM111 195V194H110ZM263 195V194H262ZM22 196V195H21ZM30 197V196H29ZM177 197V196H176ZM261 197V196H260ZM20 199V197H19ZM22 199V198H21ZM27 199V198H26ZM264 199V197H263ZM261 200L264 201V200ZM36 200V199H35ZM88 200V201H86ZM182 200V199H181ZM21 202V201H20ZM34 202V201H33ZM175 202V201H174ZM24 203L23 205L27 206L28 203H26L25 201L22 202ZM88 203V204H87ZM183 203V202H182ZM94 204H100V207L102 209V212L98 213L95 209H94ZM22 205V206H23ZM31 205V204H28V206ZM82 205H85L87 206L86 208H84ZM8 206V205H7ZM31 206V207H32ZM82 206V207H81ZM81 208H84L83 210H80ZM6 209V208H5ZM246 209V211H248ZM79 210V212L77 211ZM240 210V209H238ZM77 212V213H76ZM236 213H238L236 211ZM235 213V214H236ZM261 213V212H260ZM66 214H68L66 217ZM76 214V215H75ZM234 214V215H235ZM244 214H246L245 212L242 213L241 212V215L237 214V218H234V220L238 223V220L240 222H242L243 226H245V229L248 230V222H247V219L245 218L246 216H244ZM10 215V214H9ZM81 215V216H79ZM85 215V214H84ZM88 215V214H86ZM230 215V214H229ZM249 215V214H248ZM261 215V214H260ZM83 216V217H82ZM232 216V214H231ZM254 216L252 218H254ZM262 216H264V210H262ZM70 218V219H71ZM87 218V217H86ZM228 220H231L228 219ZM232 220V222L234 221ZM234 221V222H235ZM89 223V222H88ZM220 223V222H219ZM250 223V222H249ZM258 223V221H257ZM39 224V225H40ZM231 224V221L229 223V221H226V223H224L220 230L216 229L217 231H215V233H213V238L215 239V244H217V246L215 248H213L212 246H210L212 248L211 251H209V256L211 257L210 261H212L213 263H208V264H233V260H230L227 256V262H223V260H225L224 258H222L221 256V253L222 250L226 249L227 246H230L231 244V247H233L232 245V232L234 230H238L237 228H234L236 227V225H233V227L230 226ZM233 224V223H232ZM231 224V225H232ZM241 224V225H242ZM239 225V224H238ZM257 225V224H256ZM251 226V225H250ZM37 227V226H36ZM224 227V228H223ZM238 227V226H237ZM258 227V226H257ZM88 228V227H87ZM91 228V227H90ZM223 228V229H222ZM233 228V229H232ZM250 228V227H249ZM252 228V227H251ZM262 229V228H261ZM86 230V229H85ZM89 230H92V229H89ZM253 230V229H252ZM257 230V229H256ZM255 230V231H256ZM259 230V229H258ZM17 231V230H16ZM16 231L12 232L11 233V236H12V241L14 240V243H16L15 241H20V235L16 233ZM239 231V232H238ZM236 232H238V234L240 233V230H238ZM246 231V230H245ZM254 231V230H253ZM89 232V231H88ZM209 232V231H208ZM235 232V231H234ZM258 232V231H257ZM125 233H127L125 235ZM211 233V232H209ZM67 234V233H66ZM236 234V233H235ZM248 234V233H247ZM262 234V233H261ZM69 234L67 235H64L65 238L68 236ZM75 235V234H74ZM80 235V234H79ZM77 235V237L79 236ZM211 235V234H210ZM244 234H242L243 236ZM23 236V235H22ZM73 235H70V237L72 238ZM83 236V235H82ZM81 236V237H82ZM241 236V237H242ZM248 236V235H247ZM258 236V235H257ZM262 236V235H261ZM77 237H74L77 239ZM209 237V236H208ZM240 237V236H238ZM245 237V236H243ZM251 237V236H250ZM249 237V238H250ZM73 239V242L74 240L76 241V239ZM79 238V237H78ZM83 238V237H82ZM248 238V237H246ZM256 238V237H255ZM22 239V238H21ZM252 239V238H251ZM254 239V238H253ZM65 240V239H64ZM78 240V239H77ZM82 240V239H81ZM255 240V239H254ZM253 240V241H254ZM26 241V240H25ZM72 242V240H70ZM80 241V240H79ZM125 242L126 244H122L121 242ZM237 241V240H236ZM263 241V240H262ZM23 242V241H22ZM46 242H47V239H46ZM213 242V241H212ZM235 242V241H234ZM243 242V241H241ZM70 243V242H68ZM76 243V242H75ZM78 243V242H77ZM77 248L75 249L74 246H76L74 243L72 244L73 245V249L69 252L67 248L66 251H68V257L65 259L66 263L61 260V264H82V259H84V254L86 251H89L86 250L87 248H84L82 247L83 249L79 252V250L81 249H78L79 247V244H77ZM90 243H92L90 241ZM258 243V242H256ZM45 244V242H44ZM250 245V243H248ZM247 244V245H248ZM15 245H18V244H15ZM47 245V244H46ZM50 245V244H49ZM48 245V246H49ZM71 245V247H72ZM86 245V244H85ZM91 245V244H90ZM240 245V244H239ZM262 246H264L262 243H261ZM57 246V247H58ZM241 246V245H240ZM255 246V245H254ZM260 246V245H259ZM50 247V246H49ZM70 247V249H71ZM81 247V246H80ZM91 247V246H90ZM209 247V246H208ZM208 247H207V250H208ZM229 247V249L231 248ZM252 247V248H251ZM249 246V248H247V253H253L255 254V247L253 246ZM228 248V247H227ZM235 247H233V252H231L232 250H229L230 253H232L231 255H235L237 256L238 252H236V250H240V248L234 250ZM257 248V251H261L260 249H258V247L256 246ZM261 248V247H259ZM44 250H47V248H43ZM78 249V250H77ZM264 249V248H263ZM61 250H60V253H61ZM65 250V249H64ZM221 250V251H220ZM228 250V249H227ZM93 251V250H92ZM226 253H228L226 250H224ZM263 251V250H262ZM94 252V251H93ZM208 252V251H206ZM240 252V251H239ZM244 252V251H243ZM46 253V252H45ZM66 253V252H65ZM64 253V254H65ZM87 253V252H86ZM90 253V252H89ZM246 253V252H245ZM249 253V254H250ZM251 253V254H252ZM259 253V252H258ZM261 253V252H260ZM62 254V253H61ZM63 254V256H64ZM223 255L225 254L224 252L222 253ZM240 254H244V253H240ZM257 254V253H256ZM47 255V253H46ZM45 255V257H46ZM262 255H263V252H262ZM55 256V255H54ZM58 256V255H57ZM66 256V255H65ZM64 256V258H65ZM132 256V257H131ZM208 256V257H209ZM243 256V255H242ZM245 256V255H244ZM61 257V256H60ZM84 257V258H83ZM131 257V258H130ZM207 257V258H208ZM232 257V256H231ZM239 257V256H238ZM248 257V256H247ZM252 257V256H250ZM254 257V255H253ZM259 257V256H258ZM51 258V257H50ZM90 258V257H89ZM130 258V259H128ZM249 258V257H248ZM256 258V256H255ZM254 258V260H255ZM62 259V258H61ZM132 260V259H131ZM247 260V259H245ZM249 260V259H248ZM247 260V261H248ZM253 260V261H254ZM263 262H264V259H261ZM82 261V262H81ZM234 261L238 264V261H236L234 259ZM250 261V260H249ZM257 261V260H256ZM262 261H259V262H250V264H262ZM48 262V261H47ZM64 262V263H63ZM86 262V259L85 261ZM83 262V263H84ZM50 263V262H49ZM56 263V262H55ZM87 263V262H86ZM127 263V262H126ZM85 264V263H84ZM235 264V263H234ZM264 264V263H263Z\"/></svg>",
  "mask_w": 264,
  "mask_h": 264
}]
</instances>
